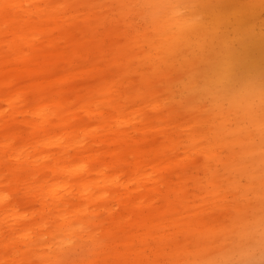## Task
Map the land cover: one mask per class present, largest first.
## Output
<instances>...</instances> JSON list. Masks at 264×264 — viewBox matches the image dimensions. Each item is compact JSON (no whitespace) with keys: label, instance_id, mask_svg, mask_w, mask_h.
<instances>
[{"label":"bare ground","instance_id":"bare-ground-1","mask_svg":"<svg viewBox=\"0 0 264 264\" xmlns=\"http://www.w3.org/2000/svg\"><path fill=\"white\" fill-rule=\"evenodd\" d=\"M94 1L0 0V128L4 130L0 135L20 123L43 130V135L37 133L23 144L0 136V152L13 160V173L19 172L16 179L36 181L41 188L48 186L43 193L33 195L51 213L47 225L50 236H59L64 242L75 235L97 244L96 237L101 232L107 243L126 241L117 256L102 249L101 242L102 247H95L81 264H159L161 256L173 264V259L187 252L193 233L201 238L219 234L220 226L210 225L205 219L213 212L205 211L198 217L188 202L193 196L188 184L200 186L193 180L196 159L185 162L186 158H179L176 150L178 145L185 142L187 146L189 140H194L209 166L223 163L220 158L212 161L211 155L218 146L216 135L211 129H195L183 139L179 120L186 112L173 104L172 110L163 114L165 105L161 99L153 104L146 100L148 89L130 90L134 71H129L119 57L116 79L114 72L92 77L102 63L92 64L75 57L86 47L67 50L76 41L72 39L75 31L102 19L97 7H90ZM223 1L123 0L129 7L148 5V11L154 10L153 36L151 26H146L145 38L154 41L157 34L162 40L154 52L162 56L163 62L168 63L169 56L179 58L178 63H172L179 69L185 55L188 59L192 53L197 58H214V65L203 70L204 87L211 93L225 95L237 106L247 107L255 92L264 90V74L259 69L262 58L251 55V48H256L249 40L254 37L250 35L254 33V22H244L242 10L228 8ZM251 3L250 14L255 16L262 5ZM141 8L136 10L144 15ZM160 28L165 31L160 33ZM263 43L260 40L258 49ZM61 55H70L73 60L61 65ZM75 63L83 67L74 71ZM87 74L93 79L84 78ZM76 75L83 80H74ZM157 110L159 113H155ZM38 151L37 161L34 155ZM179 164L183 170L177 169ZM230 166H224L229 173ZM30 171L27 176H20L21 172ZM217 171L214 167L213 175L207 178L209 183H216L222 175ZM257 181L252 179L248 184L258 188L256 197H264V182ZM18 204L3 190L0 192V210L6 216ZM229 208L234 212L229 224L241 222L244 231L251 234L244 222L248 215L242 205ZM176 209H186L188 215L167 219L170 212L176 214ZM164 227L171 230L159 234ZM38 240H32L34 246L29 243L22 250L13 241L0 238V247L7 251L18 249L28 261ZM146 250L150 251L147 255ZM53 252L50 264H75L60 247ZM195 254L197 259L208 254L204 243ZM31 264L38 263L32 259Z\"/></svg>","mask_w":264,"mask_h":264},{"label":"rangeland","instance_id":"rangeland-1","mask_svg":"<svg viewBox=\"0 0 264 264\" xmlns=\"http://www.w3.org/2000/svg\"><path fill=\"white\" fill-rule=\"evenodd\" d=\"M223 2L228 8L241 9L244 22H254L252 25L254 33L250 34L254 36V39L249 37V40L252 45L256 44V48H251V55L256 56L257 59V55L262 58L263 66L259 69L264 74V43L261 49H258L257 46L260 40L264 41V0H224ZM251 2L262 5L261 10H258L255 16L250 14V5L253 4ZM90 7L92 9L97 7L102 19L89 22L82 26L84 28L81 27L80 31H75L72 34V39H76V41H72L67 50L72 52L74 51L71 49L72 47H86V51L76 53L75 57L92 64L102 63L94 69L92 77L114 72L112 76L116 79L119 72L117 64H119L120 58L129 71H134L128 86L130 90L136 91L140 88V91H144L148 89L150 93L145 94L146 100L149 104H153L161 99V103L163 102L165 105L162 109L163 114L171 111L173 104L176 107L180 105L181 110L186 112L188 117L184 115L179 120L184 135L183 139L195 129L197 131L211 129L216 135L217 151H214L211 157L212 161H217L220 158L223 163L217 162L215 165L209 166L194 140H189L187 146L185 142L178 145L176 150L180 153L179 158L188 159L185 162L191 163L196 159L197 165L192 169L193 180L198 186H201L199 187L202 193H199V187H194L190 182L188 190L193 196L188 199V202L195 209L194 213L198 214V217L202 212H213V216L210 214L205 219H208L210 225L220 226L219 234H206L201 238L193 233L189 236L186 245L187 252L181 254L179 259H173V264H226V255L241 249H252L255 253L253 257L255 264H264V197L262 195L259 198L256 197L255 194L259 192L258 188L248 184L252 179L264 182V90H257V93L255 92L246 104L247 107L237 106L225 95L211 93V89L204 87L203 70L208 65H214V58L207 60L205 57L197 58L192 53L193 58L188 59L185 55L180 60L183 66H180L179 69L176 68L177 64H172L178 63L179 58L169 56L168 63L163 62L162 56L154 52L157 43L163 44L162 40L156 36L157 34H154V41L145 38L146 26H151L150 33L153 36L152 25L156 22L155 12L152 9L148 11V5L142 8L140 5L129 7L123 0H95ZM138 8L144 11V15L136 10ZM128 11L129 14L124 17ZM164 31L160 28V33ZM63 56L58 58L61 65L73 60L70 55ZM72 67V70L77 71L83 65L77 67L75 63ZM92 77H88L87 74L84 78L92 80ZM215 77L217 78V75ZM82 78V76L76 75L74 80L80 81L83 80ZM217 85L214 86L218 87ZM155 113H159V111L157 110ZM203 116L206 118L202 119ZM42 131L40 128L20 123L11 132L0 136L3 140L12 139L16 144H23L27 141L25 139L30 140L37 133L43 135ZM1 133H4V130L0 128ZM18 133L22 134L21 137H18ZM37 146L39 149L42 147V145ZM35 153L37 155H34V158L38 161L40 153L39 151ZM190 155L191 157H189ZM12 162L13 160L7 157L4 152H0V192L3 190L9 199L12 198L19 203L16 205L15 211L9 212L8 217L0 210V238L13 241L22 250L27 249L29 243L34 246L31 241H36L39 238L38 247L34 251L30 250L32 259L38 264H50L53 259V251L57 247H60L65 254L71 257L75 264L83 263L84 258L94 252L95 247H102L101 242L104 243L102 249L113 251L115 256L124 250L126 241L118 239L107 243L106 240H103L101 232L96 237L97 244L90 239H88L89 241L84 240L75 235L67 238V241L64 242L60 240L59 236L56 238L50 236L47 232V225L49 226L51 213L48 208H43L41 202L36 200L33 195L43 193L48 186L41 188L40 183L38 184L36 181L16 179L19 172L17 175L13 173L15 164ZM228 165H233L228 168L230 173L224 167ZM181 166L183 165L179 164L176 167L183 170L180 169ZM214 167L222 175L217 178L216 183H209L207 178L213 175ZM231 167L235 168V171ZM224 172L225 174H223ZM30 173L31 171L25 174L21 172L20 176H27ZM29 178L32 177L29 176ZM262 193L264 194V188ZM198 194L200 195L197 196ZM236 204L242 205L243 212L248 215V220L244 222L247 223L246 227L250 228L251 234L244 231L241 222L229 224V219L234 216V212L229 206ZM187 213L186 209L182 211L176 209V214L170 212L167 219H171L172 216L185 217L188 215ZM24 227L26 229H22ZM169 230L171 229L164 227L159 231V234ZM177 235L180 239L181 234L177 232ZM203 243L204 250L208 254L197 259L195 253ZM205 244H211V246L208 247ZM165 250H169L168 246ZM19 251L18 249L7 251L5 248L1 250L0 247V255H3L0 258V264H31V257L26 261L24 255ZM149 253V250L145 251L146 255ZM159 260L161 261L159 264H169L168 259L162 256Z\"/></svg>","mask_w":264,"mask_h":264},{"label":"clouds","instance_id":"clouds-1","mask_svg":"<svg viewBox=\"0 0 264 264\" xmlns=\"http://www.w3.org/2000/svg\"><path fill=\"white\" fill-rule=\"evenodd\" d=\"M255 253L252 249H241L225 257L226 264H255Z\"/></svg>","mask_w":264,"mask_h":264}]
</instances>
